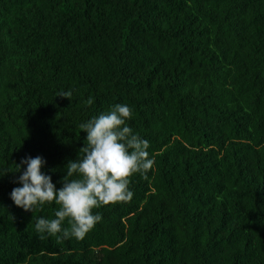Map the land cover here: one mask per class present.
Segmentation results:
<instances>
[{
  "label": "trees",
  "instance_id": "1",
  "mask_svg": "<svg viewBox=\"0 0 264 264\" xmlns=\"http://www.w3.org/2000/svg\"><path fill=\"white\" fill-rule=\"evenodd\" d=\"M116 104L153 167L83 240L41 239L57 206L14 205L21 160L61 188ZM0 175V264H264V0H0Z\"/></svg>",
  "mask_w": 264,
  "mask_h": 264
},
{
  "label": "clouds",
  "instance_id": "2",
  "mask_svg": "<svg viewBox=\"0 0 264 264\" xmlns=\"http://www.w3.org/2000/svg\"><path fill=\"white\" fill-rule=\"evenodd\" d=\"M60 96L70 100L71 93ZM132 118L130 106L116 104L107 113L81 123L80 131L87 134L84 147L76 160L64 166L66 175L59 189L41 171L45 164L42 157L21 160L26 168L18 178L22 186L10 193L14 205L26 212L45 204L57 206L54 218L36 220L35 231L41 239L62 235L64 239L83 240L102 220L94 209L131 201V178L136 174L145 176L154 164L147 151L149 142L128 125ZM15 169L19 172L20 165Z\"/></svg>",
  "mask_w": 264,
  "mask_h": 264
}]
</instances>
